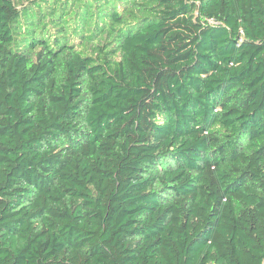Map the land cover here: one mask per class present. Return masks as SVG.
<instances>
[{
	"label": "trees",
	"instance_id": "trees-1",
	"mask_svg": "<svg viewBox=\"0 0 264 264\" xmlns=\"http://www.w3.org/2000/svg\"><path fill=\"white\" fill-rule=\"evenodd\" d=\"M0 264H264V0H0Z\"/></svg>",
	"mask_w": 264,
	"mask_h": 264
}]
</instances>
